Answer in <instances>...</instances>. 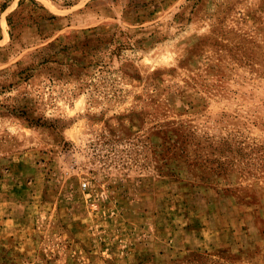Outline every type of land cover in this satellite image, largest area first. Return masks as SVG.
<instances>
[{"label":"rangeland","instance_id":"374dc122","mask_svg":"<svg viewBox=\"0 0 264 264\" xmlns=\"http://www.w3.org/2000/svg\"><path fill=\"white\" fill-rule=\"evenodd\" d=\"M0 264H264V0H0Z\"/></svg>","mask_w":264,"mask_h":264}]
</instances>
